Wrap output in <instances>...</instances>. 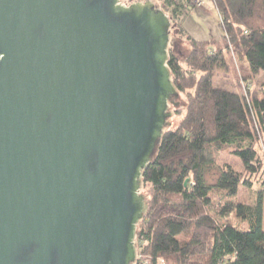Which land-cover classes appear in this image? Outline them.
<instances>
[{
	"label": "water",
	"instance_id": "water-1",
	"mask_svg": "<svg viewBox=\"0 0 264 264\" xmlns=\"http://www.w3.org/2000/svg\"><path fill=\"white\" fill-rule=\"evenodd\" d=\"M0 0V264H134L142 170L185 105L152 0Z\"/></svg>",
	"mask_w": 264,
	"mask_h": 264
},
{
	"label": "trees",
	"instance_id": "trees-1",
	"mask_svg": "<svg viewBox=\"0 0 264 264\" xmlns=\"http://www.w3.org/2000/svg\"><path fill=\"white\" fill-rule=\"evenodd\" d=\"M196 1L161 0L179 40L190 42L181 60L175 37L167 60L187 110L176 127H165L142 170L146 207L134 264H264V82H251L264 73V0H211L224 35L209 40L182 26ZM230 62L244 92L213 82Z\"/></svg>",
	"mask_w": 264,
	"mask_h": 264
},
{
	"label": "rangeland",
	"instance_id": "rangeland-1",
	"mask_svg": "<svg viewBox=\"0 0 264 264\" xmlns=\"http://www.w3.org/2000/svg\"><path fill=\"white\" fill-rule=\"evenodd\" d=\"M157 8H160L161 0H152ZM205 6H196L191 8L185 19L182 21V26L187 32L193 36L195 39L209 40L210 38L220 39L224 35V29L221 25V16L219 15L217 9L213 5L211 0H204ZM171 36H170V47H174V39L179 40V32L176 28V23L171 25ZM190 49V42L184 37L180 38L178 44L174 47V52L181 58V60L187 56ZM238 67V64H235ZM239 74L232 62H230V67L228 70L216 71L214 73L213 82L217 87L225 88L229 91L244 92V89L240 86L238 82ZM254 88L258 84L264 82V73H260L255 79L251 80ZM180 100L185 101V105H180L181 112L177 115V108L173 104L169 105V110L172 112L171 117L167 118L168 121H174L173 124L168 125L172 128L179 124L180 118L186 113V96L181 93ZM225 156V155H224ZM234 162V159H232ZM238 161V158L235 159ZM240 162V161H239ZM219 173L216 169L209 172L208 180L213 184L218 177ZM141 193L145 196L147 191L145 187L140 186Z\"/></svg>",
	"mask_w": 264,
	"mask_h": 264
},
{
	"label": "flooded vegetation",
	"instance_id": "flooded-vegetation-1",
	"mask_svg": "<svg viewBox=\"0 0 264 264\" xmlns=\"http://www.w3.org/2000/svg\"><path fill=\"white\" fill-rule=\"evenodd\" d=\"M140 1H143V2H145V1H147V0H122L121 2H122V4H124V5H130V4H132V3H135V2H140Z\"/></svg>",
	"mask_w": 264,
	"mask_h": 264
},
{
	"label": "built area",
	"instance_id": "built-area-1",
	"mask_svg": "<svg viewBox=\"0 0 264 264\" xmlns=\"http://www.w3.org/2000/svg\"><path fill=\"white\" fill-rule=\"evenodd\" d=\"M204 4H205L204 0H197L196 1V6L203 7V6H205ZM245 88H246V86H245ZM263 153H264V148H263Z\"/></svg>",
	"mask_w": 264,
	"mask_h": 264
}]
</instances>
